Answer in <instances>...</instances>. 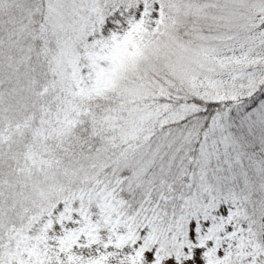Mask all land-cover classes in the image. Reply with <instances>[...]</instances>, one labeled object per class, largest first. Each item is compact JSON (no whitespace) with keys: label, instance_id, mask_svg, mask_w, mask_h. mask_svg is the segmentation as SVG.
<instances>
[{"label":"snow or ice","instance_id":"snow-or-ice-1","mask_svg":"<svg viewBox=\"0 0 264 264\" xmlns=\"http://www.w3.org/2000/svg\"><path fill=\"white\" fill-rule=\"evenodd\" d=\"M0 264H264V0H0Z\"/></svg>","mask_w":264,"mask_h":264}]
</instances>
